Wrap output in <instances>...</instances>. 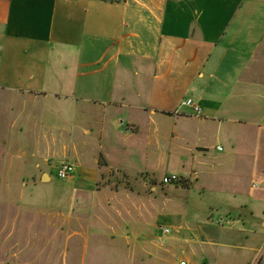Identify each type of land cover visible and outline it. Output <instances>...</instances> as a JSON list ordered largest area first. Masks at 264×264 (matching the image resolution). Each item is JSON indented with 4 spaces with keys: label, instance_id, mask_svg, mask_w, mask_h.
<instances>
[{
    "label": "crops",
    "instance_id": "0c3cea01",
    "mask_svg": "<svg viewBox=\"0 0 264 264\" xmlns=\"http://www.w3.org/2000/svg\"><path fill=\"white\" fill-rule=\"evenodd\" d=\"M263 9L264 5L256 0H0V96L8 98L14 114L26 102L51 101L52 105L67 108L69 102L81 98L87 106L79 109L77 105L73 114L85 122L95 117L101 121L99 136L106 120L123 116V124H118L125 125V133L131 132L125 135L126 140L133 139L131 152L138 154L142 150L146 158L150 150L151 155L160 152L159 126L169 122L173 145L182 143L179 156L173 149V155L178 156L173 159L189 170L179 177L191 186L190 172L197 182L207 165L211 172L221 171L233 155H221L224 150L219 145L214 154L209 153L210 148L201 146L205 134L199 131L194 135V144L192 136L181 130L186 120L236 124V131L227 134L232 153H238L242 143L239 138L244 133L254 137L250 181L248 178L243 194L259 209L234 199L236 204L226 206L224 212L228 227L220 223L214 227L195 225L187 219L197 216L180 210L154 212L146 208L120 214L113 227L105 224L93 230L87 226L77 230L69 220L65 238L69 258L65 253L56 264H254L260 259L264 242V123L256 122L251 115L258 112L259 99H264ZM257 15L261 19H255ZM99 48L103 55H110L108 60H113L114 65L104 75V67L97 70L100 73L93 71L101 82L90 84L84 79L91 75L80 71L90 66L82 64L81 57ZM111 73L116 74L121 87L114 88V92L110 81L114 76H108ZM128 75L145 84L144 93L149 94L146 99L141 98V88L133 90L138 100L129 99L125 81ZM235 87L242 89L237 95ZM90 90L108 91L115 101L93 100ZM178 92L187 96L185 100H193L202 114L196 116L189 108L181 107L185 100L178 99ZM241 104L245 107L239 108ZM175 111L178 115L173 114ZM23 116L17 114L12 123ZM149 125L156 128L151 130ZM84 126L82 133L90 136L91 126ZM108 126L111 129V124ZM3 146L11 150L19 149L20 144L16 137H9ZM98 148L103 149L100 145ZM185 152L191 159L184 157ZM117 153L126 150L117 149ZM165 156L157 155L155 171L165 165ZM49 161L46 156L44 162ZM121 168L127 167L120 165ZM8 169L20 170L13 164ZM25 170L22 167L23 173ZM83 171L75 168L79 184L87 183V172ZM144 173L149 176L154 170ZM168 174L175 173L164 172L161 178ZM7 179L10 183L9 175ZM144 182L156 185L147 176ZM6 198L2 196L0 203L10 207L12 203ZM167 203L176 207L180 199L167 198L162 206ZM17 204L15 210L20 216ZM221 208L220 203L215 204V210ZM145 217L151 223L142 225L139 220ZM249 219H257L258 229L245 228ZM159 226L168 233H158ZM7 230L3 244L12 239L15 243L10 250L14 257H21L24 239H15L20 233L16 224L9 226L7 219L0 216V234ZM259 237L261 248L256 249L253 244ZM89 255L91 259L87 261Z\"/></svg>",
    "mask_w": 264,
    "mask_h": 264
},
{
    "label": "rangeland",
    "instance_id": "374dc122",
    "mask_svg": "<svg viewBox=\"0 0 264 264\" xmlns=\"http://www.w3.org/2000/svg\"><path fill=\"white\" fill-rule=\"evenodd\" d=\"M256 1L264 5V0ZM254 18L261 19L258 15ZM109 57L110 55H103V50L100 48L90 52L88 56L81 57V63L90 66L80 70L91 75L84 80L90 84L100 83V76L93 74V71H96V74L100 73L97 70H102L104 67L107 70L103 69L105 72L101 74H107L114 65L113 60H108ZM108 76L110 78L114 76L113 81L110 80L112 92L117 87L121 88L116 74L111 73ZM125 81L129 90L127 91L129 99L138 100L133 97V90L141 88L144 93L145 84L140 78H133L129 75ZM241 90L235 87L234 94L237 95ZM256 91L262 92V90ZM89 93L93 100L99 102L115 101V97L108 91L90 90ZM77 95L82 96L78 92ZM148 96V93H144L141 98L144 100ZM177 96L180 100L187 98L179 92ZM77 105L79 109H83L87 103L79 98L78 101L69 102L68 107L65 108L52 105L51 101L26 102L24 108L21 105L14 114L10 110L11 103L8 98L0 96V198L7 197L6 200L12 203L10 207L0 203V216L7 219L9 226L16 224V231L20 233L15 239H19L18 241L24 239L20 246L24 249L21 251V257L17 258L10 250L15 242L11 239L5 245L3 244L8 230L3 235L0 234V264H20V262H23L22 264H56L64 258L65 253L69 258V248L66 249L65 246L69 220L71 221L70 226L77 230H80L82 226L93 230L97 229L96 227H104L105 224L113 227L112 223L120 220L117 218L120 214L124 215L126 211L146 208L154 209V212L180 210L190 216L195 214L197 218L187 219L195 225L201 223L202 226L214 227L216 223H220L228 227L227 219L224 217L226 206L235 205L236 202L239 203V200L248 202L243 190L248 178L250 181L249 170L252 166L250 154L254 146V137L244 133L243 137L239 138L242 143L237 147L238 153L236 151L232 153L231 141L227 139V134L236 131V124L233 122L227 121L223 125L222 123L218 125L215 122L203 123L200 122L201 120H186L184 122L186 125L181 130L185 131L186 135L192 136L194 144H197L194 135L199 131L205 134L201 146L210 148L209 153L214 154L215 146L219 145L224 150L220 153L221 155L229 154L233 155V158L221 171L216 169L215 172H211L210 166L207 165L203 173L199 174L197 182L193 180L190 172L192 186L184 180L178 185L163 186L159 182L164 172H174L178 176L189 172L188 167L182 169L180 163L173 159L180 155L179 150L182 143L176 144L174 141L175 145H173L169 134L172 126L169 122L159 126L162 137L158 139L157 149L160 152L151 155L150 150L146 158L142 150L138 154L131 152L133 139H125V135H130L131 132L125 133V125L118 124L120 120L124 121L123 116L114 115L111 121L106 120L104 131L99 136L101 125H103L101 121H96L95 117L92 121L85 122L80 115L73 114V109ZM88 105L93 106L92 103ZM238 107L244 108L245 106L241 104ZM256 107L258 112L251 117L256 118V122L264 123V99H259ZM239 112L240 116H244V112ZM17 114H24V116L19 122L12 123ZM107 123L111 124L109 130ZM85 124L92 128L90 136L82 133V127H85ZM149 126L151 130L156 128L155 125L154 127ZM9 137H16L19 140V149L11 147V150H7L3 146ZM99 145L103 149L99 150ZM122 148L126 150V153H117V149L121 151ZM173 149L177 150L178 156L173 155ZM99 152L102 153L101 157ZM159 154H166L164 157L166 163L155 171L156 157ZM187 154V152L184 153L186 159L190 157ZM46 156L49 162H44ZM63 163L73 165L78 171L87 172V183L79 184L77 174L69 180H59L56 177V171ZM10 164L18 166L20 170L8 169ZM120 165L127 168L119 169ZM22 167H26L24 173ZM145 170L147 172L154 170V174L148 176L144 173ZM6 175H9L10 183L6 182L8 180ZM43 175L49 178L42 181ZM146 176L156 182V185L144 182ZM230 183H234L238 188ZM167 198L180 199V205L175 207L167 203V206H162ZM16 202L20 204L18 206L20 216L16 214L15 206L18 205ZM217 203H220L222 208L215 210ZM248 203L255 209L260 208L250 201ZM15 215L18 219H15L17 218ZM146 218L138 220L142 225L151 223V219ZM248 222L245 228L258 229L257 219H249ZM253 247L261 248V237L254 241ZM89 258L90 255L86 257L87 261Z\"/></svg>",
    "mask_w": 264,
    "mask_h": 264
},
{
    "label": "built area",
    "instance_id": "2783aa9c",
    "mask_svg": "<svg viewBox=\"0 0 264 264\" xmlns=\"http://www.w3.org/2000/svg\"><path fill=\"white\" fill-rule=\"evenodd\" d=\"M114 1H119V0H114ZM181 107H186L189 108L192 113L196 116H200L202 114L201 108L191 99H187L181 103ZM174 115H178V111H175L173 113ZM121 124H123V121H120ZM220 150V148H218ZM75 173V168L73 165L69 163H63L59 166V168L56 171V177L59 180H69ZM183 179L179 177L176 174H168L165 175L161 178L160 183L163 186H168V185H178L180 182H182ZM158 233L160 234H167L168 231L166 228L159 226L158 227ZM264 261V242L262 244V253H261V258L254 264H261Z\"/></svg>",
    "mask_w": 264,
    "mask_h": 264
},
{
    "label": "water",
    "instance_id": "95a60500",
    "mask_svg": "<svg viewBox=\"0 0 264 264\" xmlns=\"http://www.w3.org/2000/svg\"><path fill=\"white\" fill-rule=\"evenodd\" d=\"M45 178L47 179V178H49L47 175H43V177H42V181L43 180H45Z\"/></svg>",
    "mask_w": 264,
    "mask_h": 264
},
{
    "label": "trees",
    "instance_id": "16d2710c",
    "mask_svg": "<svg viewBox=\"0 0 264 264\" xmlns=\"http://www.w3.org/2000/svg\"><path fill=\"white\" fill-rule=\"evenodd\" d=\"M101 1L116 2L114 0H101Z\"/></svg>",
    "mask_w": 264,
    "mask_h": 264
}]
</instances>
